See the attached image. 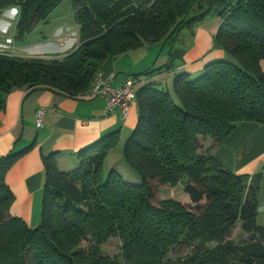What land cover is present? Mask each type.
Listing matches in <instances>:
<instances>
[{"label": "trees", "instance_id": "obj_1", "mask_svg": "<svg viewBox=\"0 0 264 264\" xmlns=\"http://www.w3.org/2000/svg\"><path fill=\"white\" fill-rule=\"evenodd\" d=\"M61 1L0 0V12L19 9L13 37L23 45ZM71 1L79 43L63 58L0 52V110L15 89L81 97L109 57L172 43L206 16L221 20L213 44L234 61L208 63L194 79L176 75L173 96L154 83L136 89L138 119L121 157L139 183L115 168L105 170L118 132L82 150L69 172L58 170L54 154L45 156L35 228L9 214L13 195L5 182L32 145L1 157L0 264H264V226L256 222L264 165L253 176L235 174L213 156L239 124L264 125V0ZM178 184L189 202L160 197ZM237 224L247 238L234 243L228 238ZM112 238L120 247L109 257L102 247Z\"/></svg>", "mask_w": 264, "mask_h": 264}, {"label": "crops", "instance_id": "obj_2", "mask_svg": "<svg viewBox=\"0 0 264 264\" xmlns=\"http://www.w3.org/2000/svg\"><path fill=\"white\" fill-rule=\"evenodd\" d=\"M220 23L216 15L206 16L190 28L183 29L172 43L145 44L109 57L102 63L98 74L102 78L112 76L111 85L116 88L139 75L135 77L136 89L143 84L154 83L170 91L176 75L186 73L189 78L198 77L208 63L225 59L226 53L213 44ZM182 37L184 41H181ZM0 43L6 45L1 38ZM157 46L160 49L156 55L146 58L139 54L145 47L155 49ZM260 67L264 71V59L260 61ZM148 70L155 71L148 76L142 75ZM105 107L102 97L70 98L47 89L29 92L15 89L5 95L0 110V158L32 145L6 173L5 182L13 195L9 207L11 216L21 218L31 228L39 224L44 157L49 154H54L58 170L69 172L77 167L82 150L102 137L118 132L119 141L107 154L104 167L105 170L120 169L124 143L137 123L138 105L134 98L128 105L126 116L119 107L109 112ZM39 108L47 110L41 126H37L35 121V112ZM213 156L232 173L249 176L259 173L264 165V125L252 122L239 124ZM257 206L256 222L264 226V173Z\"/></svg>", "mask_w": 264, "mask_h": 264}, {"label": "rangeland", "instance_id": "obj_3", "mask_svg": "<svg viewBox=\"0 0 264 264\" xmlns=\"http://www.w3.org/2000/svg\"><path fill=\"white\" fill-rule=\"evenodd\" d=\"M14 9L18 11L14 12ZM18 18L19 9L17 7H9L0 12V38L6 43V45L0 43L1 52L3 51L9 55H15L22 58L26 56L28 58H41L42 60L61 59L79 43L78 25L75 21L74 6L71 0H62L46 20L39 21L35 27L26 34L23 40V47L22 45H19L13 37ZM187 37L188 36L185 38ZM181 41H184V37L181 38ZM19 46H21V48H19ZM153 49L154 48L151 47H145L139 54H141V57L148 58L151 57V55H156L160 47L157 46L154 50ZM224 60L234 61L227 56ZM195 77L191 78L194 79ZM165 90H167V88H165ZM168 92L172 96L174 95L173 89ZM173 98L176 100L175 96ZM107 164L109 165V161H107ZM121 164L119 171L123 178L135 184L139 183L140 179L137 173L131 171L124 162L121 161ZM160 197L165 200L171 199L181 203L189 202V198L184 193L181 184H178L175 188L165 189V191L160 193ZM246 238L247 234L243 233L240 224H237L228 239L234 243H239ZM119 247V240L117 238H112L102 248L105 255L114 257L119 252ZM82 248H86V243H82ZM185 253L186 251L183 250L175 252L170 258L174 260L175 257Z\"/></svg>", "mask_w": 264, "mask_h": 264}, {"label": "built area", "instance_id": "obj_4", "mask_svg": "<svg viewBox=\"0 0 264 264\" xmlns=\"http://www.w3.org/2000/svg\"><path fill=\"white\" fill-rule=\"evenodd\" d=\"M1 52V50H0ZM3 52V51H2ZM112 76L102 78L100 74H96L90 84L89 89L82 94V98L102 97L105 99V111L109 112L113 108L119 107L126 116L128 113V105L135 98L137 81L133 78L128 79L121 87H113L111 85ZM46 108H39L35 112V121L37 126H41Z\"/></svg>", "mask_w": 264, "mask_h": 264}, {"label": "clouds", "instance_id": "obj_5", "mask_svg": "<svg viewBox=\"0 0 264 264\" xmlns=\"http://www.w3.org/2000/svg\"><path fill=\"white\" fill-rule=\"evenodd\" d=\"M13 11L15 12V11H18V10L14 9Z\"/></svg>", "mask_w": 264, "mask_h": 264}, {"label": "water", "instance_id": "obj_6", "mask_svg": "<svg viewBox=\"0 0 264 264\" xmlns=\"http://www.w3.org/2000/svg\"><path fill=\"white\" fill-rule=\"evenodd\" d=\"M220 13H221V11L218 12V14H220ZM39 225H40V224H39Z\"/></svg>", "mask_w": 264, "mask_h": 264}]
</instances>
